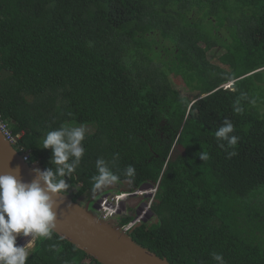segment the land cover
<instances>
[{
    "label": "trees",
    "instance_id": "obj_1",
    "mask_svg": "<svg viewBox=\"0 0 264 264\" xmlns=\"http://www.w3.org/2000/svg\"><path fill=\"white\" fill-rule=\"evenodd\" d=\"M214 47L222 66L205 79ZM263 68L264 0H0V117L23 131L28 163L55 172L44 135L87 125L66 195L91 204L103 192L97 159L125 191L155 183L152 219L125 234L170 264H215L213 252L264 264ZM225 119L239 140L221 149ZM28 252L26 264H102L55 232Z\"/></svg>",
    "mask_w": 264,
    "mask_h": 264
},
{
    "label": "clouds",
    "instance_id": "obj_2",
    "mask_svg": "<svg viewBox=\"0 0 264 264\" xmlns=\"http://www.w3.org/2000/svg\"><path fill=\"white\" fill-rule=\"evenodd\" d=\"M231 83L229 81L225 83V86L222 84L221 86L230 88ZM241 96L244 97V94ZM251 103L254 104L255 101ZM234 111L236 113L243 111L239 99L235 102ZM234 132V124L225 119L215 131V138L221 149L237 145L239 137L234 135ZM87 133V125L76 126L70 123L61 124L59 128L48 131L44 135L42 147L52 149V163L57 166L55 172L52 169L39 172L37 169L38 178L31 183L22 182L12 174L0 175V264H26L30 255L29 248L17 246L16 243L19 240L17 235L20 234V238L21 234L24 237L31 236V238H52L56 228V214L53 208L57 206L53 195L67 193L70 185L63 177L74 173L78 167L85 152L83 141ZM234 155H236L234 151L228 153L229 158ZM198 156L202 161L209 159V154L204 151H200ZM70 157L74 159L68 163ZM96 170L97 174L92 177L93 192L103 190L102 195L105 192H115L114 189H118L116 193L124 191L121 186L116 187V183L121 182V176L115 174L104 159H97ZM135 173L136 170L132 165L127 166L123 172L122 182L128 185L133 184ZM133 191L127 192L132 193ZM125 193L120 197H124ZM131 193H129L130 196ZM102 219L108 221L106 218ZM119 228L124 232L127 229L124 226H119ZM52 248L54 249L55 245ZM211 256L215 264H226L221 253L213 252Z\"/></svg>",
    "mask_w": 264,
    "mask_h": 264
},
{
    "label": "water",
    "instance_id": "obj_3",
    "mask_svg": "<svg viewBox=\"0 0 264 264\" xmlns=\"http://www.w3.org/2000/svg\"><path fill=\"white\" fill-rule=\"evenodd\" d=\"M4 174L15 175L25 183L35 181L39 175L0 131V175ZM53 199L57 203L53 208L56 214L54 232L100 263L170 264L134 242L118 225H110L109 221L89 212L88 202L72 201L66 194L53 195Z\"/></svg>",
    "mask_w": 264,
    "mask_h": 264
},
{
    "label": "rangeland",
    "instance_id": "obj_4",
    "mask_svg": "<svg viewBox=\"0 0 264 264\" xmlns=\"http://www.w3.org/2000/svg\"><path fill=\"white\" fill-rule=\"evenodd\" d=\"M223 51V49H220L219 47H214L212 49H206V55L209 58V62L212 64L211 68H209L207 71L204 72V78L205 79H211L216 73L217 70L215 69V66L221 67L222 64L220 63V54ZM264 69V68H263ZM175 79V77H174ZM259 84L263 87L264 92V81L259 82ZM222 85L225 86V83ZM227 86V85H226ZM34 169L37 171V169L40 171V168L38 166V163L35 162V165H33ZM123 189V187H122ZM124 190V189H123ZM156 190V184L153 182H144L139 187L135 189V191L127 192V191H121L119 193L116 192H105L104 194L98 195L95 200L91 202V204H88V210L92 214L98 215L100 218H106L108 219V223L110 225H114V222L116 221L117 215H127L132 214L131 221L125 225L124 227L127 228L128 225L130 226L133 223L139 222V221H148L152 219V199L154 196ZM124 197L122 196V194ZM129 193L132 195L130 196ZM79 202L81 204H85L87 200L83 197H80ZM93 204H96L95 208L93 207ZM103 204V205H102ZM112 210V214H110V211ZM17 246H25V248L31 249L34 245V241L37 238H31V236L24 237L21 234L17 235Z\"/></svg>",
    "mask_w": 264,
    "mask_h": 264
},
{
    "label": "built area",
    "instance_id": "obj_5",
    "mask_svg": "<svg viewBox=\"0 0 264 264\" xmlns=\"http://www.w3.org/2000/svg\"><path fill=\"white\" fill-rule=\"evenodd\" d=\"M0 131L6 138V140L18 151L24 161H28L30 157V149L20 145L19 139L23 134V131L14 133L9 125L4 122L0 117Z\"/></svg>",
    "mask_w": 264,
    "mask_h": 264
},
{
    "label": "flooded vegetation",
    "instance_id": "obj_6",
    "mask_svg": "<svg viewBox=\"0 0 264 264\" xmlns=\"http://www.w3.org/2000/svg\"><path fill=\"white\" fill-rule=\"evenodd\" d=\"M88 201H86V203H87ZM89 203V202H88Z\"/></svg>",
    "mask_w": 264,
    "mask_h": 264
},
{
    "label": "bare ground",
    "instance_id": "obj_7",
    "mask_svg": "<svg viewBox=\"0 0 264 264\" xmlns=\"http://www.w3.org/2000/svg\"><path fill=\"white\" fill-rule=\"evenodd\" d=\"M103 205V204H102Z\"/></svg>",
    "mask_w": 264,
    "mask_h": 264
}]
</instances>
